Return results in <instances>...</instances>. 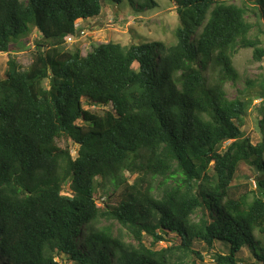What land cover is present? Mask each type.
Listing matches in <instances>:
<instances>
[{"label": "trees", "instance_id": "16d2710c", "mask_svg": "<svg viewBox=\"0 0 264 264\" xmlns=\"http://www.w3.org/2000/svg\"><path fill=\"white\" fill-rule=\"evenodd\" d=\"M126 1L137 13L157 7L0 0V56L34 29L42 37L28 70L11 59L0 80V263L200 264L218 244L215 264H242L245 248L264 264V138L240 139L251 102L225 89L239 79L238 49L264 58L247 19L257 12L264 23V0H169L180 21L173 46L110 42L86 56L64 48L79 22ZM257 92L264 116V81ZM242 178L256 189L240 194ZM108 185L105 211L97 189ZM102 218L112 224L97 227Z\"/></svg>", "mask_w": 264, "mask_h": 264}, {"label": "rangeland", "instance_id": "374dc122", "mask_svg": "<svg viewBox=\"0 0 264 264\" xmlns=\"http://www.w3.org/2000/svg\"><path fill=\"white\" fill-rule=\"evenodd\" d=\"M156 8L154 10L143 9L144 11L136 12L137 5L131 6L128 1L124 5L114 6L106 5L102 14L99 17L82 21L77 24L79 28L77 34L71 41L65 43L64 48L69 51H80L83 56L91 53L95 48L102 44L110 42L118 43L123 46L139 45L144 43L159 42L167 46L176 44L175 32L180 26L179 17L176 8L169 0H154ZM233 3L242 4V1L248 6L254 7L255 0H232ZM255 8V7H254ZM248 21L254 26L248 36L251 42H258V46L264 49V34L262 27L264 25L262 19L257 16V12L248 15ZM41 35L38 30L34 29L28 38L20 40L13 46V51L10 54L0 56V80L6 77L8 69V61L15 60L21 71H26L30 67L34 54L36 52V43L41 41ZM234 67L239 75L236 84L227 83L225 89L229 99L234 100L237 97L251 102L249 111L246 117V125L242 128L241 140L250 138L252 144L257 145L263 141L264 133L260 126V122L264 116L262 113V99L257 92L258 86L264 81V58L262 61L254 59V49H238L234 56ZM135 68H138L136 65ZM247 81L253 83L249 87ZM90 110L103 114V109ZM232 143L229 141L223 146L222 150H226ZM62 149H71L73 157H77V148L71 141L62 139L58 142ZM129 184H133L138 178L135 174L127 173L124 176ZM240 182H248L242 178ZM101 183V181H99ZM102 184V183H101ZM248 189L240 191V194L250 193L256 189L255 181L250 180ZM146 185H144L145 187ZM108 188L97 189V203L100 208L108 211V203H111L114 196L113 188L108 185ZM120 190L124 189V183L119 186ZM64 195L70 196V184L64 187ZM107 218H102L97 227L104 228L111 225ZM115 234L127 243L136 244V240L129 231L121 228L118 224H114ZM122 231V233H119ZM119 233V234H118ZM146 245H152V241L145 238ZM169 247L167 243H159L156 246L157 250ZM224 252L222 247L216 244L214 251H204V262L200 264H215L212 253ZM242 264H262L253 253L245 248L242 252ZM2 264V263H0Z\"/></svg>", "mask_w": 264, "mask_h": 264}, {"label": "built area", "instance_id": "2783aa9c", "mask_svg": "<svg viewBox=\"0 0 264 264\" xmlns=\"http://www.w3.org/2000/svg\"><path fill=\"white\" fill-rule=\"evenodd\" d=\"M74 38V36H70L68 39H67V42L68 41H71V39H73Z\"/></svg>", "mask_w": 264, "mask_h": 264}, {"label": "clouds", "instance_id": "9594fccd", "mask_svg": "<svg viewBox=\"0 0 264 264\" xmlns=\"http://www.w3.org/2000/svg\"><path fill=\"white\" fill-rule=\"evenodd\" d=\"M77 28H78V27H77ZM78 30H79V28H78ZM76 34H77V33H76ZM76 34H75V35H76ZM75 35H73V36H75ZM69 37H70V36H69ZM69 37H68V38H69ZM68 38H67V39H68ZM67 39H66V42H67Z\"/></svg>", "mask_w": 264, "mask_h": 264}]
</instances>
